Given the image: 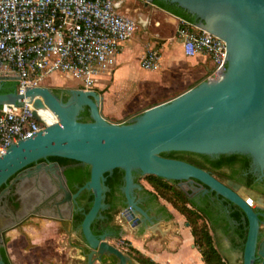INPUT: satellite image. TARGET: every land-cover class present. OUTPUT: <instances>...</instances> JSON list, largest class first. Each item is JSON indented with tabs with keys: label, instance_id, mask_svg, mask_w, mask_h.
<instances>
[{
	"label": "water",
	"instance_id": "95a60500",
	"mask_svg": "<svg viewBox=\"0 0 264 264\" xmlns=\"http://www.w3.org/2000/svg\"><path fill=\"white\" fill-rule=\"evenodd\" d=\"M154 1L147 0L146 5L152 6ZM164 1L195 17L197 29L226 43V58L218 77L208 78L122 122L104 116V97L96 90L70 89L66 102L47 86L29 88L24 94L16 89L0 94V107L21 105V101L29 99L36 109L47 108L58 119L36 137L11 144L0 160V189L16 177L14 183L20 181L24 186L33 181L43 193L36 203L30 194L24 197L16 226L30 218L45 217L44 201L52 193L62 198L56 204L59 218L70 220L81 195L91 193L92 206L80 225L86 264H103L106 258H115L116 264H133L131 256L111 244L106 235L96 236L92 231V225L107 208L106 175L115 170L124 172L123 215L132 227L155 225L135 195L136 190L143 189L135 182V174L175 182L189 199L197 192L215 193L240 208L248 222L243 264H264L262 214L258 213L260 208L252 207L251 199L236 193L240 186L230 182L228 188L198 167L162 156L171 152L208 157L242 155L251 160L255 170L264 173V0ZM17 81L15 77H0V92L4 83ZM85 109L89 122L81 120ZM34 116L37 118L36 112ZM50 158L87 166L89 181L72 194L58 163L38 164ZM33 164L38 165L27 169ZM46 189L52 193L47 194ZM0 264H5L2 258Z\"/></svg>",
	"mask_w": 264,
	"mask_h": 264
},
{
	"label": "built area",
	"instance_id": "2783aa9c",
	"mask_svg": "<svg viewBox=\"0 0 264 264\" xmlns=\"http://www.w3.org/2000/svg\"><path fill=\"white\" fill-rule=\"evenodd\" d=\"M138 29L134 19L115 10V0H0V77L18 78L19 94L44 86L43 79L52 75L69 76L77 89L95 90ZM176 35L186 56L204 54L213 61L209 78H217L226 43L182 18ZM160 59V52L150 49L141 67L157 71ZM57 122L54 113L36 109L29 99L0 107V160L11 144L34 138Z\"/></svg>",
	"mask_w": 264,
	"mask_h": 264
},
{
	"label": "flooded vegetation",
	"instance_id": "af4514ba",
	"mask_svg": "<svg viewBox=\"0 0 264 264\" xmlns=\"http://www.w3.org/2000/svg\"><path fill=\"white\" fill-rule=\"evenodd\" d=\"M17 82H6L3 84L2 89L6 85L8 89L16 88ZM73 88H52L64 102L70 98L69 91ZM82 113H88L85 109ZM81 113V114H82ZM91 121L90 119L88 122ZM189 163L210 173L216 180L228 186L232 182L240 186L236 191L242 198L251 199L253 201V208H260L258 213L262 214L261 219V233L260 243L264 242V173L257 171L252 166L251 160L242 155H220L208 157L198 154H187L177 157H166ZM58 163L64 169V175L67 180V185L75 194L78 190L85 185L90 179V170L87 166L75 163H65L62 160L48 159L47 161H40L41 163ZM33 164L27 169H33L36 165ZM16 177L10 179L9 183L0 189V258L2 252L5 253L10 264L11 259L8 251L7 235L20 228L16 226V218L22 215V203L25 196L30 194L34 203L39 202L43 197L42 191L35 188L33 181L27 185H22L20 181L14 183ZM135 182L142 186L141 191H135L138 200L141 201L142 208L148 211L151 217L155 219H165L170 214L167 209L160 203L159 199H155L151 192L153 187L139 174H135ZM41 183H45L41 179ZM106 186L108 192L106 193V210L101 213L102 218L92 225V231L96 236L106 235L116 247L123 252L129 253L134 247L131 243L128 246L119 247L117 241L121 240L126 235L123 229L122 222H126L123 215L125 207V197L121 192L124 186V173L116 170L112 175L107 177ZM44 187V186H42ZM177 187V184H176ZM178 188V187H177ZM47 194H51L52 190L46 189ZM59 193L51 195L45 199L46 208L42 210L45 217H35L24 221L23 225L32 219H43L56 222L60 228L67 234V243L70 247L74 248L85 257L83 250L86 245L84 243L80 225L84 219V214L87 213L93 202V196L89 192H84L78 199V203L74 208L72 219L61 220L59 218L58 207L56 204L62 201V198H57ZM191 200L196 204V211L202 216H206V221L210 233L214 239L215 246L219 253L224 258L227 264H235L234 261L243 256L244 236L248 234V222L245 219L244 213L240 208L230 201L217 196L215 193H208L206 195L201 193H194ZM143 233L138 232L137 236H142ZM247 238V235H246ZM86 253L88 251L86 250ZM86 259V258H85ZM87 262V259H86ZM115 258H106L103 264H116ZM256 264H261L257 261Z\"/></svg>",
	"mask_w": 264,
	"mask_h": 264
},
{
	"label": "crops",
	"instance_id": "0c3cea01",
	"mask_svg": "<svg viewBox=\"0 0 264 264\" xmlns=\"http://www.w3.org/2000/svg\"><path fill=\"white\" fill-rule=\"evenodd\" d=\"M115 10L134 19L139 25L137 32L142 27L146 31L142 39H148L149 44L142 46L133 36L117 54L114 66L98 80L95 90L104 97L103 114L109 120L122 122L150 106L168 101L208 79L214 71V63L208 56L184 54L182 41L176 35L178 16L139 0H115ZM150 49L161 54L157 71L141 67V60ZM123 101L126 104L119 106ZM159 201L170 216L163 220L150 216L154 226L132 227L122 222L126 235L117 243L123 240L131 243L141 255L158 264H205L186 217ZM138 232L142 236H137ZM130 256L133 264H140L134 254Z\"/></svg>",
	"mask_w": 264,
	"mask_h": 264
},
{
	"label": "rangeland",
	"instance_id": "374dc122",
	"mask_svg": "<svg viewBox=\"0 0 264 264\" xmlns=\"http://www.w3.org/2000/svg\"><path fill=\"white\" fill-rule=\"evenodd\" d=\"M145 32L146 31L140 27V31L134 35L137 42L142 46H147L149 44L148 39L144 37L142 39ZM148 33L150 37H152V33ZM133 64L135 65V63ZM101 83H106V81H101ZM42 84L50 88L58 89L77 87V83L72 81L67 75H52L45 77ZM134 101H136V99L132 100L131 103L134 104ZM125 104V101L118 103V105L122 107ZM159 200L163 201L173 211L178 212V210H176L171 203L166 201V199L159 197ZM67 239V234L56 222L43 219L29 220L26 224L7 235L11 263L86 264L85 257H83L80 252L70 247L67 243ZM234 263L243 264V258L240 257L238 260H235Z\"/></svg>",
	"mask_w": 264,
	"mask_h": 264
},
{
	"label": "trees",
	"instance_id": "16d2710c",
	"mask_svg": "<svg viewBox=\"0 0 264 264\" xmlns=\"http://www.w3.org/2000/svg\"><path fill=\"white\" fill-rule=\"evenodd\" d=\"M154 5L172 13L173 15L178 16L179 18L185 19L192 24L196 23L195 17L191 16L190 14H188L187 12H185L184 10H182L176 5L169 4L165 2L164 0H155ZM7 86L8 85H6L4 89H2L0 94L10 93L16 89V88L8 89ZM89 119L90 117L88 113L81 114V120L83 122H88ZM187 154H191V153L171 152V153H164L162 154V156L163 157H173L174 155H176L177 157L178 156L181 157V155H187ZM51 159L62 160L65 163H75L74 161L66 160V159H60V158H51ZM117 171H121V170H116V172ZM106 177H109V176L106 175ZM146 180L151 184V186L154 189L153 192L151 193L155 199H159V197L166 199V201L171 203L173 207L176 210H178L180 214L186 217L187 222L190 224L192 228V233L195 238V244L200 249L204 263L205 264H227L215 246L214 239L210 233V230H209V227L206 221V216H202L198 214V212L195 209L196 207L195 202L189 199L186 196V194H184L179 188H177L175 182H169V181H166L162 178H158L155 176H147ZM246 235L244 236V241H246ZM129 254L130 255L134 254L136 260L140 264H158L148 258H145L143 255H141L137 250L133 248L130 250ZM1 258L5 262V264H10L4 252H2Z\"/></svg>",
	"mask_w": 264,
	"mask_h": 264
}]
</instances>
